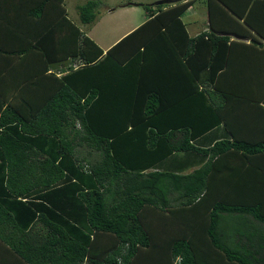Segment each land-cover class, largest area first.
Returning <instances> with one entry per match:
<instances>
[{"label": "trees", "instance_id": "16d2710c", "mask_svg": "<svg viewBox=\"0 0 264 264\" xmlns=\"http://www.w3.org/2000/svg\"><path fill=\"white\" fill-rule=\"evenodd\" d=\"M194 1L104 52L0 11V264H264V0H204L189 36Z\"/></svg>", "mask_w": 264, "mask_h": 264}, {"label": "crops", "instance_id": "0c3cea01", "mask_svg": "<svg viewBox=\"0 0 264 264\" xmlns=\"http://www.w3.org/2000/svg\"><path fill=\"white\" fill-rule=\"evenodd\" d=\"M88 0H0V11L4 8L7 9L6 14L8 15L6 18L12 20L13 22L10 23L12 28H16L14 32H19L18 35L24 36L30 32V28L28 25H24L25 22L22 21L23 17H32L31 15L25 16V10L29 9L32 6L39 5L37 7L41 8L40 11V18L47 19L56 15V17H66L71 22H73L76 26H78L87 36H89L104 52L108 49L111 45L117 42L121 37L126 35L128 32L133 30L137 27L140 23L146 19L145 11L143 10V15L137 16V18H132V13L137 11L136 8H139L138 4L140 3H147L152 4L155 1L150 0H124L121 2L117 0L106 2V0H97L98 7L97 12L94 17V20L89 24H79L77 23V6L84 3ZM126 1V2H125ZM174 1V0H172ZM195 2V1H194ZM193 2V3H194ZM26 5V9H23L24 4ZM201 5L199 6V10L194 7L192 4L185 13L190 14L188 18L191 19L192 17H197L199 20L203 21L202 26H197L196 21L192 22H185V28L189 36H194L198 34L200 31L206 28L207 22L205 19V4L204 0H201ZM141 7V6H140ZM142 9V8H141ZM16 12L18 14H16ZM38 12V11H37ZM106 16H113L116 18L114 23L108 26L104 32L100 33L99 35H95L92 31V28L96 24L102 23V21L108 17ZM22 17V18H19ZM126 17V18H125ZM201 17V18H200ZM120 18H123L120 20ZM20 19V20H19ZM183 20V19H182ZM104 22V21H103ZM86 26V27H85ZM57 33L61 32V29L56 30ZM114 33V34H113ZM112 35V36H110ZM106 37V38H104ZM264 103V100H263ZM208 137L206 138L205 135L197 138L194 142L201 143L207 141L210 137H222L224 136V130L221 125L216 126L215 130L210 131L208 133ZM191 169V168H189Z\"/></svg>", "mask_w": 264, "mask_h": 264}, {"label": "rangeland", "instance_id": "374dc122", "mask_svg": "<svg viewBox=\"0 0 264 264\" xmlns=\"http://www.w3.org/2000/svg\"><path fill=\"white\" fill-rule=\"evenodd\" d=\"M110 0H106V2H109ZM111 1H113V0H111ZM119 0H117V2H118ZM121 2H124V0H120ZM127 1V0H126ZM125 1V2H126ZM150 1H160V0H150ZM201 3V0H195V2L193 3V5H194V7L195 8H197L198 10H199V6L201 5V7H202V4H200ZM139 8H136L137 9V11L138 12H134V13H132V18H137V16H140V15H143V9H141V7L140 6H138ZM188 15H190V14H186V13H184L183 14V16H182V19H183V21H185V22H190V21H192V22H194V21H196L197 20V22H196V24H197V26H202L203 25V21H201V20H199V18H197V17H192L191 19H189L188 18ZM106 17H108V18H106V19H104L103 21H102V23H99V24H96L95 26H94V28H92V31H90V33H94L95 35H99L100 33H102V32H104V30L108 27V26H110V25H112L113 23H114V21L116 20V18H113V16H106ZM126 18V17H125ZM201 18V17H200ZM123 18H120V20H122ZM77 23H79L78 22V20H77ZM80 24V23H79ZM86 27V26H85ZM114 34V33H113ZM110 36H112V35H110ZM104 38H106V37H104ZM77 67V65L75 64V66H74V68H76ZM191 169H186L185 171H190Z\"/></svg>", "mask_w": 264, "mask_h": 264}, {"label": "built area", "instance_id": "2783aa9c", "mask_svg": "<svg viewBox=\"0 0 264 264\" xmlns=\"http://www.w3.org/2000/svg\"><path fill=\"white\" fill-rule=\"evenodd\" d=\"M72 64H73V66H75L76 62L73 61Z\"/></svg>", "mask_w": 264, "mask_h": 264}, {"label": "water", "instance_id": "95a60500", "mask_svg": "<svg viewBox=\"0 0 264 264\" xmlns=\"http://www.w3.org/2000/svg\"><path fill=\"white\" fill-rule=\"evenodd\" d=\"M155 3H160V1H156Z\"/></svg>", "mask_w": 264, "mask_h": 264}]
</instances>
